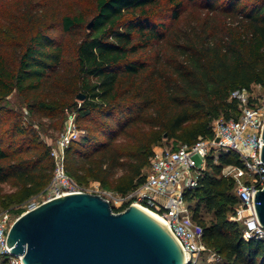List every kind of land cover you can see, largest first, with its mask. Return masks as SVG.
Here are the masks:
<instances>
[{"label": "trees", "instance_id": "obj_1", "mask_svg": "<svg viewBox=\"0 0 264 264\" xmlns=\"http://www.w3.org/2000/svg\"><path fill=\"white\" fill-rule=\"evenodd\" d=\"M196 4L204 19L179 26ZM2 5L0 185L15 184L19 204L45 192L55 163L36 126L2 105L14 93L38 126L49 120L60 131L66 113L76 114L85 135L66 149L65 165L77 184L94 181L127 194L144 182L165 138L177 150L210 137L214 120L239 116L235 90L264 89V0H83L64 10L51 0ZM123 137L133 140L126 152L117 146ZM241 165L234 151L208 158L197 189L185 195L207 252L221 258L201 264H264V241H245L242 225L232 221L236 183L222 171Z\"/></svg>", "mask_w": 264, "mask_h": 264}, {"label": "built area", "instance_id": "obj_2", "mask_svg": "<svg viewBox=\"0 0 264 264\" xmlns=\"http://www.w3.org/2000/svg\"><path fill=\"white\" fill-rule=\"evenodd\" d=\"M231 100L239 105L237 118L214 120L211 123L212 135L200 137L192 145L182 144L177 150L154 149L144 182L127 194L106 190L103 195L99 194L112 209H122L123 212L131 206H141L160 215L181 247L186 264H199L207 250L203 228L193 220L185 195L197 189L208 158L217 161L224 152H236L242 163L241 166H226L222 171L224 177L232 178L236 183L239 204L232 221L242 225L245 241H264V226L258 219L255 205L257 192L264 189V162L261 159L264 94L254 95L253 91L242 88L231 94ZM81 133L76 124V114H68L64 129L55 144L50 146L55 169L50 185L42 194L45 198L41 204L67 195L89 193L67 174L65 165L66 149L80 140ZM197 157L201 159L200 165ZM14 221L8 212L0 215V264H23L22 257L14 256L7 244ZM219 261V255L209 253L208 263Z\"/></svg>", "mask_w": 264, "mask_h": 264}, {"label": "water", "instance_id": "obj_3", "mask_svg": "<svg viewBox=\"0 0 264 264\" xmlns=\"http://www.w3.org/2000/svg\"><path fill=\"white\" fill-rule=\"evenodd\" d=\"M255 205L264 226V189ZM7 244L23 264H186L167 229L135 206L116 213L104 198L89 193L57 198L19 216Z\"/></svg>", "mask_w": 264, "mask_h": 264}, {"label": "rangeland", "instance_id": "obj_4", "mask_svg": "<svg viewBox=\"0 0 264 264\" xmlns=\"http://www.w3.org/2000/svg\"><path fill=\"white\" fill-rule=\"evenodd\" d=\"M53 1L56 6L59 8H62V10L66 9L67 7H71L73 5H76L77 2H82L83 0H51ZM199 3V2H198ZM7 7L5 6H0V34L6 29L5 25V19H6V13H7ZM163 15V14H159ZM206 13L201 9L199 4L192 5L189 8L188 14L185 16L184 20H182L180 23H178L179 26L181 27H189L191 25L196 24L197 22H200L202 19H204ZM90 21H88V24ZM87 24V26H88ZM253 94L254 95H261L264 94V89L259 87V86H254L253 87ZM78 102H81L80 100L77 99ZM2 105L4 107H7L9 110H11L13 113L19 115L26 124H33L36 126V129L39 132V135L41 139L48 145L51 146L55 144L57 138L59 137L61 131L65 127V123L68 119V114H71L72 112L68 111L66 113V121L63 125V129L55 130L50 127V121L49 120H44L42 122V126H38V122H34L29 116L28 112L26 111L25 108V103L24 101L20 98V96L17 93L12 94L10 97L5 100ZM85 135V132L82 131L81 133V138ZM132 138L130 139L129 137H123L117 142V146L119 149L123 152H126L131 149L132 147ZM173 146V141L166 140L162 142V144L157 145L154 147L155 150L157 149H172ZM197 163L200 165L201 159L196 158ZM118 174H122L119 172ZM86 190L89 191V194L93 195H99L104 193L105 190L102 189L100 184L98 182L94 181H89V185L84 187ZM111 191V190H110ZM17 192V188L15 187V184L9 183V184H3L0 185V215L2 213L8 212L11 214L13 220H16L19 216L23 215L26 213L31 207L36 206L38 204H41L42 200L45 198L44 196L40 195L37 196L25 203L19 204L16 203V195L15 193ZM100 196V195H99ZM22 210L24 213L20 214L17 213V211ZM210 252H206V254H203L202 257L199 260V264L202 263L204 259H206V262L208 261V256Z\"/></svg>", "mask_w": 264, "mask_h": 264}, {"label": "bare ground", "instance_id": "obj_5", "mask_svg": "<svg viewBox=\"0 0 264 264\" xmlns=\"http://www.w3.org/2000/svg\"><path fill=\"white\" fill-rule=\"evenodd\" d=\"M135 207L137 209H139L140 211H142L143 213H145L147 216H149L158 225H160L161 227L167 229L165 220L160 215H158L157 213H155V212H153V211H151V210H149L147 208L141 207V206H135Z\"/></svg>", "mask_w": 264, "mask_h": 264}]
</instances>
